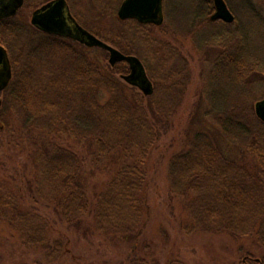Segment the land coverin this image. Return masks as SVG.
<instances>
[{
	"label": "trees",
	"instance_id": "trees-1",
	"mask_svg": "<svg viewBox=\"0 0 264 264\" xmlns=\"http://www.w3.org/2000/svg\"><path fill=\"white\" fill-rule=\"evenodd\" d=\"M164 3L166 19L179 16L183 32L200 48H222L212 70L205 115L212 116L226 144L241 148L254 159L251 169L247 162L229 156L210 132L198 129L188 138L186 147L168 161L170 190L182 198L194 195L187 204L192 209L194 228L250 234L261 219L259 239L264 244V121L256 114L251 98L256 78L264 79V58L249 50L240 28L231 31V23L211 20L213 0ZM12 19L0 20V44L7 48L9 38H18L19 29ZM120 22L127 27L133 25L131 28L137 26L144 33L155 27L136 19ZM166 26L168 22L158 29ZM39 36L35 48L29 43L26 55L12 59L13 78L2 93L21 129L29 134L38 130L91 141L96 144L99 159L118 152L125 161L90 197L81 177V157L65 146L45 141L32 155L38 179L29 182L30 193L36 191L56 202L60 221L76 231L128 237L146 222L149 158L173 123L182 82L170 72L163 77L167 81L165 94L145 95L116 76L129 73L126 61L105 66L93 61L80 43L47 33ZM120 37L108 41L126 54L141 56L134 52L136 49L131 50L133 45L120 43ZM98 49L107 56L105 49ZM103 90L108 93L105 101L100 97ZM22 199L21 190L14 193L0 182V223L14 224L24 243L42 246L54 223L24 212ZM58 244L52 248L57 254ZM141 261L135 258L128 263ZM247 263L257 264L253 259ZM33 264L48 263L36 260Z\"/></svg>",
	"mask_w": 264,
	"mask_h": 264
},
{
	"label": "rangeland",
	"instance_id": "rangeland-1",
	"mask_svg": "<svg viewBox=\"0 0 264 264\" xmlns=\"http://www.w3.org/2000/svg\"><path fill=\"white\" fill-rule=\"evenodd\" d=\"M46 1L25 0L23 8L13 17L12 24L18 26L19 32L18 38L8 39L9 48L6 49L11 62L12 59H20L22 53L26 55L29 43L33 48L39 43V35L43 32L35 28L31 18L35 8ZM67 1L73 15L90 32L108 43V40L120 35V43L133 45V49H130H136L134 52L141 54L138 57L153 82L154 92L165 94L163 88L167 81L163 77L172 72L175 79L182 82L178 91L179 95L182 93L180 102L175 107L177 113L171 127L163 134L149 158L146 222L127 237L93 231L87 234L68 227L60 221L55 210L56 202L37 195L36 191L30 193L28 186L29 182L38 179L32 155L45 141L65 146L81 157V177L90 197L95 196L119 170L125 161L124 155L116 152L99 159L96 144L91 141L49 135L38 130L29 134L21 129L14 111L1 95L0 182L14 193L21 190L24 212L40 216L43 222H53L54 227L49 229L47 244L38 246L24 243L14 224L0 223V264H33L36 260L48 264H129L135 258L143 259L140 264H245L243 259L246 256L264 260V244L259 239L261 219L254 224L250 234L194 228L192 209L187 207L194 195L182 198L170 190L168 182L170 157L181 152L188 138L198 129L210 132L229 156L247 162L249 168L253 169L254 159L245 155L241 148L226 144L212 116L205 115L209 109L207 93L211 89L212 70L222 48L218 45L200 48L192 37L183 32V22L179 16L167 20L164 13V24L168 22V26L159 30L164 24H150L155 27L144 33L139 32L137 26L131 28L133 25L127 27L120 22L118 9L124 0ZM226 2L236 18L230 25L231 31L240 28L246 36L249 50L264 58V0ZM175 13L173 11L171 15ZM98 48L84 46L93 61L110 66L109 52L106 51L108 54L105 56ZM116 76L129 88L135 87L133 90L142 92L127 83L122 75L116 73ZM258 78L251 93L255 112L256 102L264 99V79ZM100 97L105 101L108 93L103 90ZM58 241L61 244L59 254L52 250L54 245H59Z\"/></svg>",
	"mask_w": 264,
	"mask_h": 264
},
{
	"label": "water",
	"instance_id": "water-1",
	"mask_svg": "<svg viewBox=\"0 0 264 264\" xmlns=\"http://www.w3.org/2000/svg\"><path fill=\"white\" fill-rule=\"evenodd\" d=\"M25 0H0V19L17 14ZM215 12L212 20L221 19L231 23L235 15L225 0H213ZM164 0H124L118 9L121 20L136 19L143 24L162 25L164 23ZM31 23L44 32L71 37L88 47H99L109 52V62L112 66L126 61L130 72L122 75L129 84L138 87L145 95L154 92V85L142 60L134 54H126L114 45L99 38L72 15L67 0H51L34 11ZM12 65L7 49L0 45V93L9 85L12 79ZM2 100H0L1 109ZM256 114L264 121V99L256 102ZM145 264V263H144Z\"/></svg>",
	"mask_w": 264,
	"mask_h": 264
},
{
	"label": "flooded vegetation",
	"instance_id": "flooded-vegetation-1",
	"mask_svg": "<svg viewBox=\"0 0 264 264\" xmlns=\"http://www.w3.org/2000/svg\"><path fill=\"white\" fill-rule=\"evenodd\" d=\"M51 0H48V1H46V2H43L40 6H38V7H36L35 8V10H37V9H39V8H41L42 6H44L45 4H47L48 2H50ZM25 4V3H24ZM70 7V6H69ZM23 8V7H22ZM21 8V9H22ZM20 9V10H21ZM20 10H19V12H20ZM34 10V11H35ZM34 11H33V13H34ZM18 12V13H19ZM71 13H72V11H71ZM33 15V14H32ZM72 15H73V13H72ZM212 15V14H211ZM74 16V15H73ZM75 17V16H74ZM76 18V17H75ZM76 20L79 22V20L76 18ZM80 23V22H79ZM36 28V27H35ZM37 29V28H36ZM39 30V29H38ZM54 35V34H53ZM55 36H57V35H55ZM58 36H60V37H63V38H67V39H70V40H72V41H76L77 42V40H74L73 38H71V37H68V36H61V35H58ZM249 259H253L257 264H263L262 263V260L260 259V258H256V257H251V256H246L244 259H243V261H244V263L245 264H248L247 263V261L249 260Z\"/></svg>",
	"mask_w": 264,
	"mask_h": 264
}]
</instances>
